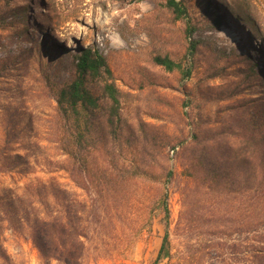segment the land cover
I'll return each instance as SVG.
<instances>
[{
    "label": "rangeland",
    "instance_id": "1",
    "mask_svg": "<svg viewBox=\"0 0 264 264\" xmlns=\"http://www.w3.org/2000/svg\"><path fill=\"white\" fill-rule=\"evenodd\" d=\"M167 1L0 0V264H65L31 237L38 218L78 264H262L249 170L264 163V0H177L183 19ZM88 47L120 102L87 80L99 108L67 118L55 91Z\"/></svg>",
    "mask_w": 264,
    "mask_h": 264
},
{
    "label": "trees",
    "instance_id": "2",
    "mask_svg": "<svg viewBox=\"0 0 264 264\" xmlns=\"http://www.w3.org/2000/svg\"><path fill=\"white\" fill-rule=\"evenodd\" d=\"M167 6L173 10L177 19H183L188 16V10L185 5L177 0H168ZM217 26H221L219 19L216 20ZM194 29L191 28L190 32L194 33ZM193 51V48H192ZM76 58V68L77 76L76 78L66 84L64 87L59 88L55 91V98L58 104L60 112H62L64 117H70L69 115H75L80 120L82 118L91 117L95 111L99 108L98 99L89 91L86 81L96 80L102 81L104 83V92L114 103L118 105L119 91L113 84L109 83V79L112 77V72L107 65L105 57L96 49L88 47L81 48L78 54L75 55ZM157 65L163 67L167 71H179L183 77H191V70L185 69L182 63H177L170 59L169 57H157L155 58ZM261 120V121H260ZM260 121V122H259ZM255 125H260L263 123V119H256ZM80 129L87 127V121L83 127L79 124ZM264 127H260L261 129ZM264 130V129H263ZM259 131V130H258ZM83 132H80L82 134ZM68 149V148H67ZM252 149L259 150L260 154L264 156V144L255 142L252 145ZM67 151V150H66ZM68 154H71L68 152ZM252 162H248V165ZM209 166V165H208ZM1 168V167H0ZM250 185H249V228L250 237L255 244L258 246H252L251 250L254 255L264 256V233L262 228L264 227V207H261L264 201V163L262 164V170L260 173L256 174V168L251 166L250 168ZM2 172V171H0ZM216 180L219 179L222 183V179L231 175L230 170L222 171L221 168L217 166L213 169ZM241 172V171H240ZM166 217L169 216V211L166 206L165 208ZM153 220V216L147 218L146 224H150ZM31 237L36 242L37 246L40 248L41 252L46 258L57 259L63 261L65 264H78L81 258L74 254H62V251L58 249L55 245V225L49 219H37L31 226ZM264 231V230H263ZM167 239V237H166ZM165 242L160 251V258L163 256L165 251ZM67 247V246H66ZM262 258V257H260ZM0 259H3L6 263L10 260L7 253L4 251L2 246H0ZM262 264H264V259H261Z\"/></svg>",
    "mask_w": 264,
    "mask_h": 264
},
{
    "label": "bare ground",
    "instance_id": "3",
    "mask_svg": "<svg viewBox=\"0 0 264 264\" xmlns=\"http://www.w3.org/2000/svg\"><path fill=\"white\" fill-rule=\"evenodd\" d=\"M232 25H233V24H232ZM238 37H239V39H241V40H243V38H245L244 35H243L241 32H239ZM245 42H246V41H245Z\"/></svg>",
    "mask_w": 264,
    "mask_h": 264
},
{
    "label": "water",
    "instance_id": "4",
    "mask_svg": "<svg viewBox=\"0 0 264 264\" xmlns=\"http://www.w3.org/2000/svg\"><path fill=\"white\" fill-rule=\"evenodd\" d=\"M236 29H237V27H236ZM230 31L233 33V35H234V38H235V40H237V34L234 32V30L232 31L231 29H230Z\"/></svg>",
    "mask_w": 264,
    "mask_h": 264
},
{
    "label": "built area",
    "instance_id": "5",
    "mask_svg": "<svg viewBox=\"0 0 264 264\" xmlns=\"http://www.w3.org/2000/svg\"><path fill=\"white\" fill-rule=\"evenodd\" d=\"M175 152L173 151L172 154H174Z\"/></svg>",
    "mask_w": 264,
    "mask_h": 264
}]
</instances>
